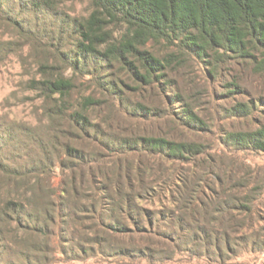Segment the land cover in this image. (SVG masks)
Masks as SVG:
<instances>
[{
  "label": "trees",
  "instance_id": "obj_1",
  "mask_svg": "<svg viewBox=\"0 0 264 264\" xmlns=\"http://www.w3.org/2000/svg\"><path fill=\"white\" fill-rule=\"evenodd\" d=\"M16 1L19 13L12 14L8 5L15 0H0V13L21 31L36 29V37L54 46L60 62L99 80L104 96L83 95L69 105L65 98L73 88L71 78L59 73L32 80L47 100L58 96L52 100L60 102L54 103L49 115L64 119L66 127L60 129L64 139L60 141L55 133L47 145L53 150L60 147V166L78 169L79 176L69 177L57 193L48 175L53 153L48 146L25 168L0 161V264H39L54 249L53 236L64 256L93 250L106 264H198L193 258L226 264L238 256L241 245L263 248L264 216L257 207L263 184L255 188L257 196L252 199L229 203L231 196L217 180L220 192L206 196L208 201L214 199L210 203L192 210L164 204L152 208L143 200L158 196L161 185L170 192L173 181L159 179L154 165L158 162H142L141 156L183 163L206 155L211 147L190 139L184 131L179 134L161 127L148 131L143 124L167 120L175 130L181 127L194 134L208 129L207 121L179 92L166 95L172 87L170 69L182 67L187 60L204 66L213 79L238 61L250 64L254 72H264V0H91L92 10L85 17L68 16L54 0ZM21 11H27L26 19ZM40 15L41 24L36 25ZM111 23L125 26L119 37L108 28ZM148 44L162 47L163 52ZM147 88L168 96V106H179L166 111L160 103L147 101L142 97ZM223 88L225 96L244 94L237 81ZM106 93L112 111L107 118ZM260 103L264 99H238L223 108V114L230 120L247 119ZM113 115L127 120L130 128L113 133L120 125L113 123ZM140 124L142 129L137 128ZM14 140L9 128L0 129V157L6 146H15ZM220 141L236 151L264 152V123L226 131ZM99 145L101 152L123 156L122 164L109 160L107 167L100 168L106 158L99 155ZM211 167L214 172L222 168ZM208 188L215 190L212 184ZM254 215L255 223L246 222ZM10 252L17 262L4 259Z\"/></svg>",
  "mask_w": 264,
  "mask_h": 264
},
{
  "label": "rangeland",
  "instance_id": "obj_2",
  "mask_svg": "<svg viewBox=\"0 0 264 264\" xmlns=\"http://www.w3.org/2000/svg\"><path fill=\"white\" fill-rule=\"evenodd\" d=\"M54 2L59 11H63L70 17H85L92 10L91 0H54ZM8 5H10L12 14L19 13L21 10L16 0L15 3L9 2ZM26 12L21 11V17H24V19H26V16L28 17ZM42 17L43 15L36 17V25L41 24ZM108 28L113 31L114 37H119L125 30V26L122 24L111 23ZM36 35V29L32 28L30 32L21 31L12 23L9 16L0 13V129L9 128L15 139L14 147L9 145L3 149L0 161L8 163L10 167L25 168L29 166V163L31 164L37 156H41L42 147L48 146L47 142L51 140L55 133L60 136L58 138L60 141L64 139L60 132V129L66 127L64 119L54 120L49 115L54 103L58 104L60 102L59 100H52L58 98V96L55 95L51 100H47L42 95L41 90L32 83V80L55 77L59 73L64 77L71 78L73 88L69 96L65 98L68 99L69 105L75 103L83 95L104 96L101 87L98 85L99 80L91 74L84 75L74 71L60 62L57 57L58 52L54 46L44 38L42 42L38 38L40 35L37 37ZM46 43L49 46L45 45ZM148 45L159 52H163V48L160 46ZM206 70L198 62L191 60H187L182 67L176 66L170 69L169 76L172 87L171 92L166 94L172 95L174 91L179 92L184 101L207 121L209 127L205 132L194 134L181 127L175 130L173 123L167 120H164L165 123L156 124L157 122L152 121L143 124V127L148 131L157 130L160 127L163 131L173 129L179 134L184 131L190 139H197L207 147H211L206 155L195 161L183 163L154 159L149 155L141 156L142 162H147V160L158 162L154 165L158 166L159 170L156 174L159 179L163 177L165 179L163 182H166L167 178H172L173 181L170 189L172 198L169 196L170 192L165 185H161L162 189L156 190L158 196L153 194V196L150 195V198L143 200V203L147 206L157 208L164 204V206L174 209L179 205L192 210L200 203H210L214 200L208 201L206 196L212 197V194L216 195L217 192H220L219 181L217 180L224 183L225 193L228 192L231 196L227 197L232 199H229V203L236 200L252 199L257 196L254 191L255 188L260 187L262 184L264 186V152L236 151L224 146L220 141L226 131L247 126L253 127L260 122L264 123V113H262L264 103L257 105L253 115L247 119L230 120L225 118L223 114V108L238 99H264V72H254L250 64L241 61L226 65L225 68L220 70L219 77L216 79L209 77ZM232 81L239 83L244 94L237 93L232 97L227 94L225 96V88L223 87L227 85V82L231 83ZM147 89L142 92V97H145L147 101H151L153 104L160 103L166 111L179 106V103L173 104V107L168 106V96L160 94L159 89ZM233 89L232 87L231 90ZM149 94L150 96H148ZM136 99H140V96ZM110 101L111 99L106 93V118L112 113ZM65 107L67 108V106ZM92 115L94 117L97 113L93 112ZM115 116L113 115V117ZM96 120L99 121V118H96ZM113 123L120 124L118 128L111 130L113 133H123L124 129L130 128L127 120H119L118 117H115ZM137 128L142 129L141 124ZM182 137H185V135ZM48 149L53 152L52 165L48 173L50 184L59 193L64 183L70 181L69 177L78 179L79 171L78 169L68 171L60 166L58 162L59 154L62 155L60 147L53 150L48 146ZM98 149L100 152L103 151L100 145ZM99 155L106 158V162L99 166L102 169H104V166H108L109 160L119 162L120 165L124 160L123 156L119 154L116 156L110 155L107 150ZM213 164H219L222 168L214 172V167H211ZM258 181L260 182L258 183ZM209 184H212L215 190L208 188ZM240 186L243 187L241 188L243 190L242 194L237 192ZM176 189H179L178 193L175 192ZM258 198V213L260 216H264V188L262 194H258ZM229 206L233 207L231 204ZM253 217L256 218L255 215ZM254 219H246V222L252 223L254 221L255 223L257 219ZM248 232L251 233V230H248ZM54 233L57 234L56 229ZM55 237L52 238L54 239L52 243L54 249L48 251L39 264H106L104 258L93 250H87L85 255L64 256L60 252V242ZM261 242L264 243V235L261 237ZM241 246L242 248H238V256L226 260V264H264V246L261 249L256 248L253 250L248 245ZM9 257L14 262L18 261L15 256L11 255V252L10 256L8 255L4 259H9ZM177 257L183 260L187 259L186 257ZM192 262L198 264L213 263L212 260H209L208 263L207 260L199 258H193Z\"/></svg>",
  "mask_w": 264,
  "mask_h": 264
}]
</instances>
